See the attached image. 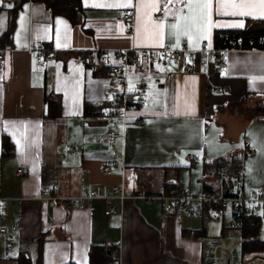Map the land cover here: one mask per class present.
<instances>
[{
  "label": "crops",
  "instance_id": "0c3cea01",
  "mask_svg": "<svg viewBox=\"0 0 264 264\" xmlns=\"http://www.w3.org/2000/svg\"><path fill=\"white\" fill-rule=\"evenodd\" d=\"M80 1L81 24H71L42 2L0 0V210L6 215L0 220L6 229L0 233V264H17L20 254L32 264H88L91 245L119 248L120 264H207L205 251L238 230L215 216L207 222L173 213L163 219L161 202L142 197L163 194L172 184L196 196L218 190L221 173L214 163L229 156L241 159L246 192L264 187V118H251L237 104L245 96L246 104H264V49L230 50L219 69L187 62L139 68L145 108L129 115L118 139L122 165L111 176L100 168L112 154L107 108L120 86L110 79L107 60L98 54L95 60L94 53L197 49L202 41L212 43L215 32L264 21L261 0H211L207 16L189 21L188 35L179 21V46L171 25L188 15V0ZM197 2L202 0H193V17L200 14ZM241 3L247 6L233 7ZM122 4L129 6H106ZM127 9L131 26L122 18ZM38 48L52 49V61L38 59ZM85 54L93 64L83 61ZM50 103L59 104L57 115L50 114ZM3 136L12 144L7 156ZM190 153L197 164L186 161ZM195 166L201 168L194 183ZM183 169L189 171L184 183ZM50 183L60 197L76 195L82 184L108 194L121 183L126 198L121 206L114 200L116 211L108 215L100 199L67 212L62 200L44 199ZM209 221L220 223L218 232ZM219 256L224 260L223 249ZM238 263L264 264V252H240Z\"/></svg>",
  "mask_w": 264,
  "mask_h": 264
},
{
  "label": "built area",
  "instance_id": "2783aa9c",
  "mask_svg": "<svg viewBox=\"0 0 264 264\" xmlns=\"http://www.w3.org/2000/svg\"><path fill=\"white\" fill-rule=\"evenodd\" d=\"M132 10L124 11L122 18L131 26ZM262 39L259 40V43ZM243 43L240 40H228L223 47H214L209 41H202L197 49L181 48H158V49H131L120 51H99V58L106 59L109 67L110 79L120 86V90L109 102L108 117L106 122V136L108 144L112 150L111 158L100 168L103 176H111L115 166L122 165L123 147L118 142L119 137L123 139L127 129L128 117L133 112L142 111L145 108V99L139 87L144 82V76L139 72V68H150L168 62L177 64H211L219 69L224 64L225 54L230 50H243ZM38 59L52 61L54 51L52 49L38 48L36 50ZM111 59V61H110ZM5 64V53L0 49V67ZM215 90H212L213 93ZM72 147L66 146L65 151H71ZM62 157V154L59 155ZM186 161L197 164L199 158L195 154H187ZM120 165V166H121ZM17 174L22 173L21 168L17 169ZM221 186L217 192H208L196 196L184 192L178 185L170 186L167 191L159 195L143 196L146 203L159 200L161 202L162 218L166 219L169 214H179L187 218H198L207 222L211 216L226 218L227 226L230 230L238 229L242 218L255 215L264 217V187L256 188L252 191H245L244 174L238 170L231 179L230 185L224 186L226 176L224 168H220ZM50 194L44 197L45 200L60 199L63 201L65 211L73 209L83 210L96 199H100L106 205L105 215L116 211V206L112 204L114 200L123 203L126 196L123 192V185L113 184L110 186L108 194L99 193L97 189L89 185H80L78 193L72 196H57V185L50 183L47 186ZM6 215L0 210V220H4ZM49 220L52 217L49 216ZM0 233L5 234L6 229L0 228ZM224 250V260L219 256V250ZM111 260L109 264H120L119 248L114 247L110 251ZM204 260L207 264H236L240 260V255L234 248L214 244L204 253Z\"/></svg>",
  "mask_w": 264,
  "mask_h": 264
},
{
  "label": "trees",
  "instance_id": "16d2710c",
  "mask_svg": "<svg viewBox=\"0 0 264 264\" xmlns=\"http://www.w3.org/2000/svg\"><path fill=\"white\" fill-rule=\"evenodd\" d=\"M42 2L47 10L52 14L65 17L71 24H81L82 6L80 0H33ZM248 22V21H247ZM262 42L259 43V40ZM228 40H240L244 49H264V21L250 22L241 30L236 31H219L213 35L211 45L214 47H223ZM83 61L93 64V56L91 54L82 55ZM248 95V94H247ZM58 101V99H56ZM248 96H245L239 106L246 105ZM56 102V101H54ZM110 103L108 102V108ZM107 108V110H108ZM50 114L57 115L59 113V104H49ZM247 115L251 118H264V104L259 102L252 109H247ZM88 114V113H87ZM108 114V112H107ZM3 146L2 155L11 154L12 144L5 136L1 139ZM218 168H224L226 181L224 186L230 185L231 179L236 175L241 167V159L236 156L226 158H218L214 163ZM172 184L170 186H175ZM169 186V187H170ZM168 187V188H169ZM167 188V189H168ZM166 189V191H167ZM212 192H217L214 190ZM260 217L255 215L245 216L242 218L240 227L237 229L241 237V252H264V240L259 238ZM111 248L105 245H91L88 250V264H109ZM17 264H32L24 254L17 256ZM73 264V263H66Z\"/></svg>",
  "mask_w": 264,
  "mask_h": 264
},
{
  "label": "snow or ice",
  "instance_id": "6c2138e0",
  "mask_svg": "<svg viewBox=\"0 0 264 264\" xmlns=\"http://www.w3.org/2000/svg\"><path fill=\"white\" fill-rule=\"evenodd\" d=\"M177 2H180V0H177ZM106 6H108V7H126L129 5L128 4H122V5H106ZM151 6L155 8L157 6V4L154 3ZM245 6H247V5H245L244 3H241L239 5L233 4V7L243 8ZM260 6L262 8H264V0H261ZM185 7H187V9H188V15L177 16L178 23L171 25V27L177 29V41H176L177 46H179V32L182 28V25H181V23H179V21L184 22L183 30L185 32V35H188V33L191 30V24L189 23V21L202 20L205 16H207L209 13V10L211 8V0H202V2L196 3L195 7L198 8L200 11L199 17H193V15H192L193 7H194L193 0H188V2L185 4ZM165 8L167 9V5H165ZM181 11H183V10L181 9ZM240 14L244 15L246 13L241 12ZM61 22L62 21H58V23H61ZM161 27H163L162 24H161ZM189 39H191L190 36H189Z\"/></svg>",
  "mask_w": 264,
  "mask_h": 264
},
{
  "label": "rangeland",
  "instance_id": "374dc122",
  "mask_svg": "<svg viewBox=\"0 0 264 264\" xmlns=\"http://www.w3.org/2000/svg\"><path fill=\"white\" fill-rule=\"evenodd\" d=\"M162 65V64H161ZM156 66H160V65H156ZM257 103L254 101V102H251L250 104H246L244 105V107H241L240 109L245 113L247 110V108H252L256 105ZM246 114V113H245ZM247 115V114H246ZM228 143V142H227ZM195 168H197V171L195 173V175H192V179H193V182L195 183L196 181L199 182V174H198V171L200 170V166H195L192 168V170H194ZM188 170H182V182L184 183L185 181H187V174H188ZM196 174H198V176H196ZM210 223V221L208 222ZM210 224H212V229L214 232H218L219 229H220V223L219 222H211ZM234 234H237L234 236ZM259 238L261 240H264V218H261L260 219V228H259ZM219 242H222L220 240H218ZM241 237H240V234H239V231H234L232 232V237H228V238H225L224 241H223V245H226L228 247H231V248H234L236 250V252L240 255V252H241ZM236 264H239L238 262Z\"/></svg>",
  "mask_w": 264,
  "mask_h": 264
},
{
  "label": "water",
  "instance_id": "95a60500",
  "mask_svg": "<svg viewBox=\"0 0 264 264\" xmlns=\"http://www.w3.org/2000/svg\"><path fill=\"white\" fill-rule=\"evenodd\" d=\"M94 59L97 60V53H94Z\"/></svg>",
  "mask_w": 264,
  "mask_h": 264
}]
</instances>
